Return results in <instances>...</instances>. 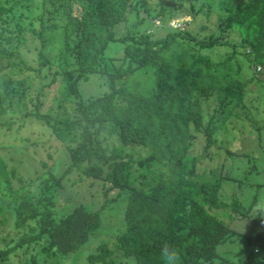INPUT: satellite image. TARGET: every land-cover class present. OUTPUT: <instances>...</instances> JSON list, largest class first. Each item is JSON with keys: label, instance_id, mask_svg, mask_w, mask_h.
I'll use <instances>...</instances> for the list:
<instances>
[{"label": "trees", "instance_id": "1", "mask_svg": "<svg viewBox=\"0 0 264 264\" xmlns=\"http://www.w3.org/2000/svg\"><path fill=\"white\" fill-rule=\"evenodd\" d=\"M36 1L0 0V136L27 142L38 127L35 152L58 143L66 168L20 179L8 201L0 189L30 228L0 264L25 246V264L80 250L82 264H166V245L178 264H264V217L262 232L227 223L264 214V0H42L24 12ZM92 74L109 92L85 99ZM84 182L88 204L66 195Z\"/></svg>", "mask_w": 264, "mask_h": 264}, {"label": "rangeland", "instance_id": "2", "mask_svg": "<svg viewBox=\"0 0 264 264\" xmlns=\"http://www.w3.org/2000/svg\"><path fill=\"white\" fill-rule=\"evenodd\" d=\"M42 0H37L35 4H33V7L31 9H28V7H23L24 12H29L32 15H37L40 10V4ZM247 0H232V6L233 7H240L246 3ZM38 2H40L38 4ZM78 8V6L76 7ZM217 8V7H216ZM222 11L216 10L215 13H217L212 21L213 24L217 20V15L221 14ZM182 21L191 20V17H184L180 19ZM174 23H179V21H175ZM212 24V25H213ZM193 25V24H192ZM214 26V25H213ZM217 27L212 28V30H216ZM156 32L160 36L161 33L159 29H156ZM160 33V34H159ZM157 35V36H158ZM118 43H113L109 49L107 50V55H115L118 50H121L118 45ZM118 49V50H117ZM31 58V55H29V59ZM80 92L83 95V98L88 99L90 97H97L105 92H109L108 88V80L104 76H100L98 74H92L91 77L87 81H82L80 83ZM248 103V102H247ZM248 105V104H247ZM247 108H245L246 110ZM243 113H241L242 116ZM240 120V119H239ZM238 121H235V124H237ZM239 126V124H237ZM38 131H42L40 128L37 127ZM35 130L34 137L32 139L36 138L35 140H29L27 142H20V140L15 141L17 138L16 136L12 138H3L0 136V141L9 143L8 145H11L12 149L9 151H3L0 154V159H4L5 162L0 163V189L4 188L5 191H3L6 200L8 201L11 195H15L18 189L22 188L23 185L20 183V179L22 180H35L37 176L45 173L48 168H51L52 171H55L54 173L58 176L65 170L66 168V160H64L60 154V146L56 142H52L47 144V149L45 152L43 151L41 154H38L35 152L34 147L36 145L42 146L43 141L39 139L38 134L39 132ZM223 129L222 133L224 132ZM26 134V133H25ZM24 135V134H23ZM222 138H225L222 136ZM6 143V144H7ZM203 140L199 139L198 145H202ZM48 154L51 155V158L48 157ZM43 162H46V167H43ZM86 183H82L78 187H67L66 195L71 194L72 197L76 201H82L85 204L90 203V197L93 195V193L88 189L90 185H85ZM96 186H93V188ZM7 195V196H6ZM9 197V198H8ZM10 205L5 204V207H1L0 204V249L7 248L9 246H15L18 241H20L23 238H26L25 236L30 235L29 227L25 228H17L15 226V220L12 213H9ZM97 208H101V205H98ZM262 210L264 213V203L262 205ZM260 208H257L254 210V220H250L249 218H246L244 221H238V220H227V223L235 230L236 232H239L244 228V225L248 228L247 230L249 232L255 231H261L263 230V226L260 223H254L257 222L255 219L264 217V214H261L259 212ZM243 231V230H242ZM19 239V240H18ZM17 240V241H14ZM37 245V244H36ZM35 245V246H36ZM40 246V245H39ZM34 245L32 246L33 249ZM30 247H21L15 250V253L12 254L9 258V264H25L26 259V251H28ZM31 252H28V255ZM87 256V252L85 250H80L78 252H75L74 254H71L70 257L64 258L61 256L57 257L56 263L52 264H82L84 258ZM46 260V259H44ZM43 264V263H42Z\"/></svg>", "mask_w": 264, "mask_h": 264}, {"label": "clouds", "instance_id": "3", "mask_svg": "<svg viewBox=\"0 0 264 264\" xmlns=\"http://www.w3.org/2000/svg\"><path fill=\"white\" fill-rule=\"evenodd\" d=\"M163 256L166 261V264H178L179 253L176 249L166 245L163 250Z\"/></svg>", "mask_w": 264, "mask_h": 264}]
</instances>
